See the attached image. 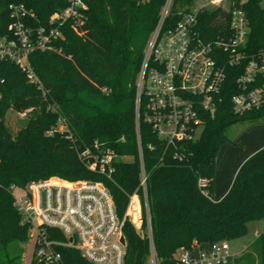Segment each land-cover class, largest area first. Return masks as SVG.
<instances>
[{"label": "trees", "instance_id": "trees-1", "mask_svg": "<svg viewBox=\"0 0 264 264\" xmlns=\"http://www.w3.org/2000/svg\"><path fill=\"white\" fill-rule=\"evenodd\" d=\"M68 1L0 0V35L10 23V4L24 5L33 13L34 26L49 29L51 17L67 8ZM164 2L91 0L81 26L72 20L53 24L61 33L52 40L53 49L30 56L42 90L29 84L14 64L2 65L0 264H21L20 245L28 240L30 228L14 207L12 186L25 187L51 177L102 183L120 220L125 219L130 197L141 194L135 85ZM244 10L250 26L248 50L254 54L264 48V0H248ZM209 20L214 22L216 17L210 15ZM229 73L223 102L214 117L206 118L200 137L177 144L180 159L173 158V149L142 124L152 241L125 219V264H149L152 246L157 264H178L181 250L241 239L251 222L264 220V148L242 164L228 193L219 201L214 199L215 158L229 141L228 130L237 124H264L261 111L231 112L235 77ZM51 105H56L57 112L48 109ZM11 108L30 111L27 128L14 132L7 126ZM59 124L64 130H57ZM94 142L117 156L110 178L90 171L78 157ZM200 179L207 181L205 188L199 187ZM46 234L50 240H65L56 230L47 229ZM59 252L65 264H90L75 249L62 247ZM31 264L43 263L32 257ZM235 264H264V231Z\"/></svg>", "mask_w": 264, "mask_h": 264}, {"label": "built area", "instance_id": "built-area-1", "mask_svg": "<svg viewBox=\"0 0 264 264\" xmlns=\"http://www.w3.org/2000/svg\"><path fill=\"white\" fill-rule=\"evenodd\" d=\"M89 1L69 0L67 8L51 17L49 29L34 26L33 13L24 5L8 6L10 23L0 35V99L5 84L2 65L7 63L17 66L29 84L42 90L30 62L31 54L53 49L52 40L61 36L53 24L61 26L72 20L75 26H81ZM247 3L248 0H191L176 5L175 0H165L148 39L135 85L141 194L130 197L125 219L135 217L150 241L142 124L173 149V158L180 159L182 153L177 144L197 140L206 118L216 115L223 102L229 71L235 77L231 112L264 113V48L254 54L248 50L250 26L244 10ZM210 15L216 17L214 22H210ZM48 109L57 112L56 105ZM29 112L9 109L6 124L10 114L24 120ZM59 125L62 127L57 130H64ZM78 157L90 171L106 178L113 174L117 160L110 149L97 142L92 148L79 151ZM206 184L205 179L199 180L200 188ZM10 192L22 223L34 229L32 257L43 264H65L59 252L62 247L77 250L90 264H125V219L117 216L112 196L102 183L30 182L25 187L12 186ZM47 229L59 232L65 243L48 239ZM231 258L226 242L194 244L190 250L177 254L178 264H227ZM149 264H157L153 246Z\"/></svg>", "mask_w": 264, "mask_h": 264}, {"label": "rangeland", "instance_id": "rangeland-1", "mask_svg": "<svg viewBox=\"0 0 264 264\" xmlns=\"http://www.w3.org/2000/svg\"><path fill=\"white\" fill-rule=\"evenodd\" d=\"M7 117V116H6ZM17 118V117H16ZM15 114L12 113L7 118V126L17 132L21 130L18 125L19 120L16 119ZM27 119L30 120L28 115ZM61 125L58 129H61ZM227 136L229 141L226 142L218 151L215 158L214 169V198L216 200L222 199L230 190L237 171L242 164L253 156L255 153L264 148V124L259 123L256 125L250 124H237L231 127ZM51 180H61L57 177H51L46 180L32 181V182H46ZM63 181V180H61ZM66 182V181H63ZM88 182V181H81ZM71 183V182H67ZM74 183V182H73ZM77 183V182H75ZM128 220L132 221L135 229L139 234L143 235L144 228L140 222L138 223L135 217H129ZM264 231V220L251 222L248 225L247 234L241 239L235 241H223L229 244L230 254L232 258L227 264H235V262L245 253L251 243ZM35 236L34 229L29 228L28 240L21 244L20 247L23 251L21 264H31L33 255V238ZM65 243V240L61 241ZM222 242V241H221Z\"/></svg>", "mask_w": 264, "mask_h": 264}, {"label": "water", "instance_id": "water-1", "mask_svg": "<svg viewBox=\"0 0 264 264\" xmlns=\"http://www.w3.org/2000/svg\"><path fill=\"white\" fill-rule=\"evenodd\" d=\"M18 125L21 127V129H25L30 125V120L29 119H24V120H19ZM125 240L123 239V243Z\"/></svg>", "mask_w": 264, "mask_h": 264}, {"label": "crops", "instance_id": "crops-1", "mask_svg": "<svg viewBox=\"0 0 264 264\" xmlns=\"http://www.w3.org/2000/svg\"><path fill=\"white\" fill-rule=\"evenodd\" d=\"M214 199H215V198H214ZM215 200H216V199H215ZM253 242H254V241H253ZM253 242H252V243H253ZM252 243H251V244H252ZM247 249H248V248H246V250H247ZM246 250H245V251H246Z\"/></svg>", "mask_w": 264, "mask_h": 264}]
</instances>
